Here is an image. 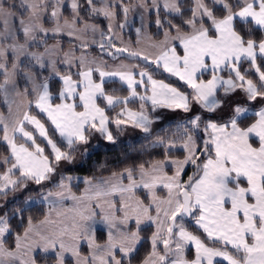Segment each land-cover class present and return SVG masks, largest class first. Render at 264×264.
<instances>
[{
    "label": "snow or ice",
    "instance_id": "snow-or-ice-1",
    "mask_svg": "<svg viewBox=\"0 0 264 264\" xmlns=\"http://www.w3.org/2000/svg\"><path fill=\"white\" fill-rule=\"evenodd\" d=\"M5 2L0 0V75L3 76L0 93L11 113L14 98L25 97L29 92L28 88L22 92L18 90L16 77L23 74L32 85L36 108L47 114L55 130L66 139L70 150L78 143L87 144L88 133L92 131L115 143L116 138L108 127L111 122L117 128L131 123L144 133H151L153 121L143 104L139 112L122 108L118 115L126 113V119L111 121L105 114V108L97 104L98 98H103L108 107L127 105L130 99L107 95L105 77H118L127 85L131 97L137 96L136 86L144 84V78L147 77L151 95L140 96V99L150 100L153 110L166 107L182 109L187 113L191 111V104H196L201 111L179 125L187 138L181 145L187 152L183 159H171L166 155L163 160L140 163L113 172L110 177L102 178L96 184L86 179L90 187L85 190V195L79 197L72 194L69 185L64 183L65 179L72 178H61L58 187L62 190L50 191L42 198L49 200L55 196L60 203L70 198L75 206L70 210V216L58 211L57 220L49 219L50 209L49 216L41 221V224L51 225L48 231L42 232L29 217L23 233H17L14 244L8 246L6 234H10L12 228L8 215H0V264H38L37 253L54 255L55 264H66V253L75 258V264H123V258L135 251L141 239L140 226L145 222L154 223L156 231L151 236L152 251L143 264H214L217 257L228 264H264V105L255 112L250 107L257 100L264 101V71L257 65L258 56L264 57V36L259 41L252 38L254 30L264 34V0H235V3L213 0L224 11L220 18L205 5L204 0H195V7L191 9L192 18L184 21L185 25L191 27V33H182L178 25L169 22L177 34L170 36V32L165 31L164 40L155 45L159 51L154 63L160 65L162 62L167 72L185 81L192 89L191 98L163 81L154 80L144 71L138 73L140 80H136L135 66L129 71L114 72L90 67L84 55L78 58L71 55L73 49L64 53L62 62L70 68L78 60L83 69L77 73L79 79L74 80L71 73L61 75L56 60L52 58L60 46H47L44 40L49 32L58 34L66 30L69 36L81 39L79 34L91 30L100 33L99 47L102 51L112 48L116 52H129V49L117 48L110 35L106 36L97 25L83 21L79 0H72V19L64 18L63 24L60 20L64 0H54L51 17L55 26L51 29L45 28L42 23V15L49 7L47 0H20L19 7L27 13L26 16L13 10L15 4L5 7ZM85 3L90 14H102L109 19L108 33H113L116 27L112 22L116 16L115 6L107 0H103V6L100 7L95 0H85ZM121 6L126 17L130 9L122 5V0ZM152 6L159 8L158 0H152ZM163 7L182 15L180 0H164ZM198 17L201 19L199 27ZM203 17L209 18L211 24L205 26ZM13 20H18V28ZM78 22L82 23V27H76ZM236 22L241 24L240 30ZM156 23L162 26L159 19ZM119 27L122 28L123 24ZM242 32L247 33L248 38ZM18 33L23 34V42ZM172 40L180 42L183 55L178 54L176 46L171 45ZM92 42L97 43L95 40ZM34 45H44V51H33ZM81 47L87 48V41L82 40ZM9 52L12 54L11 67L8 66ZM129 54L150 59L148 54L141 52L132 51ZM242 59L248 60L255 68L259 85L241 74L238 65ZM34 67L50 68L49 77L41 78L39 73L33 71ZM225 69L229 73L227 79L217 74ZM94 72H99V82L93 79ZM204 72H211V78L198 79V74ZM52 76L62 81V87L56 94L60 103L56 104L52 103L53 94L48 83ZM220 89L223 91L220 92ZM237 89L244 93L243 103L232 100ZM28 103L31 105L32 101ZM78 108L82 110L78 111ZM204 112L220 115L217 119L205 120ZM249 115L255 119L244 124ZM26 123L33 125L39 136L47 139L52 159L36 143L33 132L25 130ZM0 124L3 125L2 139L10 149V157H4L2 162L8 163L10 158L14 160L7 172L0 175V181H3L0 191L7 190L9 186L15 189L21 181L26 180L39 185L51 178L56 172V165L62 160L71 162L70 152L62 151L48 138L45 125L28 111H19L11 125L0 114ZM201 130L206 136L202 149L198 148L193 135ZM16 133L30 141L32 148L24 143L17 144ZM158 145L164 146L166 153L175 147L171 141L166 143L163 137L153 141V146ZM197 152L206 157L201 164L197 163L200 159ZM189 163L196 166L197 173L189 177L188 181H182L181 174ZM166 166H174L172 175L165 171ZM14 170L19 172L17 179L11 178L10 174ZM242 181H246V186ZM158 186L167 189L166 199L162 200L156 195ZM140 188L150 193L148 204L136 195V190ZM115 196L119 197L118 201L113 199ZM153 206L155 216L150 214ZM20 211L16 210L17 213ZM197 212L199 215H196ZM97 216L108 230L107 240L103 244L97 243L95 239ZM185 216L193 217L207 239L220 243L222 247L208 246L199 236L186 230L183 223L178 224L177 220ZM130 222L135 223L136 230H129ZM82 240L91 249L90 256L81 255L79 244ZM158 243L163 244L164 254L157 251ZM189 244L195 246L193 260L186 259L184 255V249ZM228 246L235 254L227 251ZM117 251L122 254L121 258H117Z\"/></svg>",
    "mask_w": 264,
    "mask_h": 264
},
{
    "label": "trees",
    "instance_id": "trees-1",
    "mask_svg": "<svg viewBox=\"0 0 264 264\" xmlns=\"http://www.w3.org/2000/svg\"><path fill=\"white\" fill-rule=\"evenodd\" d=\"M10 1V0H9ZM15 1L11 0L10 2ZM131 0H122V2H130ZM230 3H235V0H228ZM79 3L82 5L80 9V16L82 17L83 21H87L90 23L96 24L99 29H101L105 34L108 32V26L106 19L99 15V14H90L88 10V6L85 3V0H79ZM205 5L212 9L214 14L217 17H222L224 15V11L221 6L216 5L213 3V0H204ZM16 5V3H14ZM10 4L5 3V6H9ZM180 7L182 9V15H178L176 13H169L166 11L163 7L157 8L156 11H150L148 13V19L150 23L148 24V31L151 33V36L154 39H159L164 30H168L170 32L174 31V28L170 27V23L174 25H178L180 27L181 31L187 32L189 30V26L184 24V21L187 19L192 18V12L191 9H193V0H180ZM17 11H20V9L17 7L15 8ZM116 17L120 19L121 12L116 7ZM236 10V8H234ZM21 14L25 15L26 12L24 10L20 11ZM62 16H64L67 19H72V15L70 12L69 7L66 5L64 6L62 10ZM159 19L162 22V26L158 27L154 24V20L157 21ZM202 22L205 26L210 25L208 21L202 19ZM197 23H201V19L197 20ZM136 24V20L133 21V25ZM236 27L238 30L241 29V24L239 22H236ZM124 35H127L128 37H133V30L130 27L127 31L123 32ZM242 34L245 35V38H248L247 33L242 32ZM19 35V33H18ZM264 34H262L258 30H254L252 33V38L259 41ZM44 40L46 41V44H48L51 41H58L65 45H71L76 48L80 49H86L91 53L94 54H102V51L97 49V46L95 44H88L87 48H82L81 44L77 43L76 41L72 39H68L66 37L62 36H46L44 37ZM44 45H34L33 48L41 49ZM27 63V61H25ZM138 66L144 67L149 71V74L153 77L159 78L182 92H184L186 95L191 98L192 95V89L182 80H180L178 77L170 75L165 73L163 70H161L159 65H155L154 62L152 65L147 66L143 65L140 62L137 61L136 63ZM257 65L261 68L262 71H264V57L258 56L257 58ZM240 72L242 75H245L246 79H252L255 83L259 85V79H258V73H256L255 68L250 64V62L246 59L241 60V62L238 65ZM33 71L39 73V76L42 77H49V71L47 68L39 70L38 68L34 67ZM42 71V72H40ZM64 71H66L64 69ZM224 72V71H223ZM209 72H204L200 75V77L205 78L207 77ZM0 75V82H1ZM50 91L54 94L59 88V82L55 77H50L48 80ZM105 92L114 95V96H126L127 95V87L123 85L121 82H119L117 79H107L105 80L104 84ZM136 102V103H135ZM242 101L241 103H243ZM264 105V101H261ZM138 104L137 100L130 99L127 103L130 107H136ZM258 104V103H256ZM256 104H252L250 107L257 108L258 106ZM256 105V106H255ZM0 107H3L2 99H1V93H0ZM119 105H116L112 109H107V116L111 120L112 113L115 109H118ZM28 110L36 115L41 122L45 125V128L47 129L48 136L57 144L58 147L61 149L65 148V143L62 141V139L59 137V135L55 132L53 127L50 125L48 120L40 114L37 110L32 108L31 105H29ZM253 112V111H252ZM191 115L190 112H185L183 115L184 117H181L180 119L177 118H170L163 122H161L159 125L154 127L151 130L150 134H144L139 137L130 138V139H116L115 143L112 142H99L96 143L97 145L95 147H92L87 151L84 155H82L78 162L75 164L70 165L69 167L65 168L64 170L58 172L55 174L53 181L47 184L43 190L47 187L49 190L55 189L58 187V184L61 181V178H64L65 174H78L83 175L89 178H96L102 175L111 174L113 172H119L127 167H132L134 165H138L140 163H146L151 162L155 160H161L166 155L167 156H173V157H182L183 156V150L179 147V145L185 140L186 136L184 135L183 129L179 127V125L184 124L185 120L188 119V117ZM204 115V114H203ZM208 118L210 119H217L214 115L208 113ZM255 119L254 116L249 115V118L244 121V124H247ZM112 121V120H111ZM110 125L113 124V122L109 123ZM31 132H33L34 137L36 138V143L39 144L41 147L44 148L45 155H48L50 159H52V153L50 152L49 148L44 144L42 139L37 135L36 132L32 131V129H29ZM2 135V129L0 127V155H8L9 151L7 148V145L1 140ZM196 139V144L198 148L201 145L200 138H202V134L193 133ZM157 137H163L165 142L171 141L174 143L175 147L171 148V150L165 152L164 146H153V141ZM95 144V143H92ZM92 144H89L92 146ZM72 153V152H71ZM204 155H200L199 160H203ZM194 167L193 164L189 163L185 167L181 180H184L187 176V174L190 172V170ZM197 172V170L195 171ZM196 175V173H194ZM194 175V176H195ZM193 177V176H192ZM56 181V182H55ZM81 184L78 183L74 190L75 192H78L80 190ZM41 193V190L39 188L33 189V190H27L23 193L22 196L14 199L9 200L7 202V205L4 208V214L8 215L10 225L12 228V232L10 234H6V244L8 246H11L14 244L15 241V235L17 233H22L24 228L26 227L28 223L29 217L31 218L32 222L37 221L43 217L46 211V205L43 201H38L35 198H32V200L27 201L26 196H39ZM141 197L143 199H146L145 195H143L141 192H139ZM26 195V196H24ZM17 209H20L21 211L19 213L16 212ZM15 213V214H14ZM191 217V216H188ZM185 221L187 222L185 224L186 228L198 235L204 242L210 243L212 245H216L217 243L212 242L206 238L204 233L194 225V223L189 222V218H185ZM129 224V228H130ZM132 227V226H131ZM153 233V226L151 224H146L140 226L139 235L141 239L139 240L136 249L133 253L130 254L129 257L123 258V264H139L150 252L151 250V235ZM95 239L96 241H103L105 239V231L100 228L95 229ZM81 251H85V248L83 244L80 247ZM158 251H162L161 245L157 246ZM190 251V249H189ZM190 253V252H189ZM188 253V254H189ZM187 257H190V254L187 255ZM37 259L38 264H53L55 261L54 255L51 254H43V253H37ZM70 263V259H66V264ZM215 264H225L222 261H216Z\"/></svg>",
    "mask_w": 264,
    "mask_h": 264
},
{
    "label": "rangeland",
    "instance_id": "rangeland-1",
    "mask_svg": "<svg viewBox=\"0 0 264 264\" xmlns=\"http://www.w3.org/2000/svg\"><path fill=\"white\" fill-rule=\"evenodd\" d=\"M11 1V0H10ZM9 0H6L5 3H8L10 5L16 3L17 7L21 10L20 7H19V4H20V0H15V1H12L10 2ZM127 1V0H126ZM48 4H49V7L47 8V11L43 13L42 15V23H43V26L45 28H48V29H51L55 26V21L53 20V18L51 17V11H52V7L51 5L54 3V0H47ZM71 2L72 0H64L63 2V5L61 6V16H62V10L64 8V6H68L69 9H70V12H71V15H72V9H71ZM108 3L110 4H113L115 7H114V10L116 12V7H118V9L120 10L121 12V15H120V19L117 18L115 16L114 20L112 21L113 24L116 25V27L114 28V32L113 33H108L106 34V36H111L112 37V42L116 45L117 48H128L129 49V53L132 52V51H136V52H141L143 54H148L150 56V59L154 62V57L155 55L158 53L159 49L157 47H155V45L159 44L161 41L164 40V33L166 30L163 31V34L162 36L159 38V39H154L152 36H151V33L148 31V24L150 23L149 19H148V13L150 11H156L157 8L156 7H153L152 6V0H131L130 2H122V5L124 6H128L129 7V12L127 13V16L125 17V14L122 10V6H121V0H107ZM95 3L98 7L100 6H103V0H95ZM158 3H159V7H163V4H164V0H158ZM6 7V6H5ZM195 7V0H193V8ZM164 8V7H163ZM165 9V8H164ZM14 11H17L16 9H13ZM166 11H168L167 9H165ZM20 11H17L18 13H20ZM169 12V11H168ZM169 13H172V12H169ZM21 14V13H20ZM27 15V13L25 14V16ZM101 16H103L102 14H99ZM104 17V16H103ZM64 16H62V19L60 20V23L63 24L64 22ZM107 21V26L109 24V19L104 17ZM220 18V17H218ZM204 20L208 21L209 24H211V20L207 17H203ZM71 20V19H69ZM136 20V24L133 25V21ZM197 20H200V18L198 17ZM18 28V20H13L12 21ZM154 24L158 27L156 21L154 20L153 21ZM89 23V22H88ZM91 24V23H89ZM123 24V27H119V25ZM197 24H200V23H197ZM77 28H80L82 27V23H77L76 25ZM132 28L133 30V37L130 38L128 37L127 35H124L123 32L124 31H127L129 28ZM197 27H199V25H197ZM139 29V31H137ZM170 32V31H169ZM182 33H191L192 32V29L191 27H189V30L187 32L185 31H181ZM176 30L170 32V36H176ZM81 36V39H77V38H74L72 36H69L67 34V31H63V32H60L58 34H54L52 32H49L46 36H62V37H66L68 39H72L74 41H76L77 43L81 44L82 40L84 41H87L88 44H95L97 46V49H99L100 51H102L99 47V41H100V38L98 39L97 37L93 36L91 31H87L86 33H82V34H79ZM19 38L21 40V42H23V34L20 33L19 34ZM44 36V37H46ZM95 40L97 41V43H93L92 41ZM179 46V47H182V45L180 44V42L178 40H172L171 41V45H176ZM51 45H55V44H48L47 46H51ZM70 48H75L77 51H73L72 53H75L76 54V58L81 56V51L82 49H78L74 46H69ZM33 51H39V52H43L44 51V48L43 50L41 49H33ZM67 50H70V49H65L64 52L61 54V55H54L55 53H53L54 56H52L53 59L56 60L57 64V69L60 67H67L69 68V66L65 63H63V59H64V53L65 52H69ZM74 50V49H73ZM112 50V48H106V50L102 51V54L105 56H101L102 60L104 59L105 62L102 63V65L100 64L99 68H101V70L105 71V72H114V71H117V70H123V71H127V70H131V67L134 65L135 68H138L136 66V63L137 61H131L129 59H126V58H123V57H119L117 59H111L109 57H107L105 55V52H110ZM82 51H86L88 52V50L86 49H83ZM57 53V52H56ZM179 54V53H178ZM8 56L11 57V59H9V64L8 66L11 67V60H12V54L9 52L8 53ZM100 56V55H99ZM23 59V58H22ZM78 60L74 61L77 62ZM47 62V61H46ZM74 63H73V67H74ZM86 63H88V61L86 60ZM155 65H157L156 63H154ZM67 65V66H66ZM71 66V67H72ZM121 66H124L123 68ZM161 70H163L165 73L167 74H170V75H173L172 73H169L167 72L163 66L159 65ZM70 67V68H71ZM96 68V65L94 66ZM38 68V67H36ZM48 69V71L50 72V68L46 67ZM39 70H41L40 68H38ZM45 69V68H44ZM80 71L83 70L80 68H78ZM77 69V70H78ZM141 71H144L146 73L149 74V71L147 69H144V68H139ZM140 70L138 71V73L140 72ZM60 73H62L61 75H63L64 73L66 74H69L70 73V70H66L64 71L63 70H58ZM42 72V71H40ZM64 72V73H63ZM137 73V72H136ZM135 76V79L136 80H140V76L138 75ZM228 73V70L225 69L224 72L222 73L223 77L229 75L226 74ZM94 75L97 79H99V72H94ZM152 76V75H151ZM175 76V75H174ZM233 76H234V73H233ZM178 77V76H176ZM112 78H117L119 79L118 77H105V80L106 79H112ZM152 78L155 80V77L152 76ZM179 78V77H178ZM145 82L144 84L142 85H139L138 87L140 88H144V87H151L150 83L147 81V77L144 78ZM3 81V76H2V80L1 82ZM21 82V85L23 88H27L28 85L30 82L26 80V78L24 77L23 75V79L20 81ZM62 83V81H60ZM185 82V81H184ZM186 83V82H185ZM126 85V84H125ZM223 90L221 89V92ZM245 97H244V93L242 91H240L239 89H237L235 91V93L232 95V100L233 101H239V102H242L244 101ZM2 100H4L3 98V94H2ZM146 103H144V110L146 111V113L148 114L149 118H152V117H157V113H161L162 112V119L160 121H158L155 125H153L152 129L154 127H156L157 125H159L161 122L167 120V119H170V118H177V119H180L181 117H184L183 115L185 114V112L182 110V109H173L171 112H168V113H164L163 110H160L161 108L160 107H157L155 110H153L152 108V105L148 104L147 101H145ZM136 103V102H135ZM258 103V104H256ZM254 104H256L258 107L257 108H252L251 107V111L255 112L257 110H259V108L263 105L262 102L260 100H257ZM6 105H8L6 103ZM139 105V104H138ZM255 105V106H256ZM140 109H141V104H140ZM82 110V109H81ZM119 109H115L112 113V116H111V120L114 121L115 119L119 118V119H125V117L123 115H118L120 112L118 111ZM159 111V112H158ZM201 109L199 108V105H196V104H191V115L188 117L186 121L190 120L197 112H200ZM0 114H2L1 110H0ZM204 115V119L207 120V119H210L208 118V113L204 112L203 113ZM11 115V114H10ZM10 115L7 113L6 115L3 116L4 120L7 121L9 118H10ZM213 115V114H212ZM220 113H217L214 115V117H219ZM9 123V122H8ZM9 125H11L9 123ZM0 126L3 127L2 124H0ZM109 126V129L112 131L113 133V136L116 138V139H123V140H126V139H130V138H135V137H139V136H142L144 134H142V132L140 133L141 130H137L135 129L136 127H134L131 123H129L128 125H121L119 128H117L116 124L113 122L112 125H108ZM203 128V125H201V129ZM29 129H32V131L36 132L37 135H39L38 131L37 130H34V126L33 125H30V124H25V130L26 131H30ZM196 135L197 134H202V138H200V142H201V145H200V149L203 148V140L206 138L205 134L203 133V131H198V132H195ZM98 135H95V132L92 131V132H89L88 135H89V141L87 144H76L74 145L73 149L70 150L68 147H67V141L65 138H61L62 141L65 143V148L64 149H61L62 151H69L70 152V155L72 157V160L71 162L67 161V160H62L58 165H56V172L53 173L51 175V178L49 180H45L43 181L41 184H36L34 181H31V180H26V181H21V184H18L15 189L12 188V186H9V188L5 191H0V215H4V208L5 206L7 205V202L9 200H14L20 196L23 195V193L27 190H33V189H36V188H39L41 190V193L39 194V196H26V200L29 201V200H32V198H35L37 200H40V198H42L45 194H47L48 192L50 191H53L55 189H51L49 190L47 187L45 188V190H43V188L49 184L50 182L53 181V178L55 176L56 173L64 170L65 168L69 167L70 165L72 164H75L76 162L79 161L80 157L82 155H84L87 151H89L90 148L92 147H95L97 144L96 143H99V142H106L108 143L109 141H107L100 133H96ZM146 134V133H145ZM15 136L18 138V140L21 142V143H24L26 144V146H28L30 149L32 148V145H31V142L30 141H26L24 138L21 137V135L19 133H16ZM3 137V135H2ZM42 141L44 142V144L49 148L50 152L52 153V150H51V146L48 145L47 143V139L44 138V137H41L39 136ZM48 138H50L48 136ZM51 139V138H50ZM3 140V139H2ZM92 143H95V144H92ZM7 144V143H6ZM89 144H92V146H90ZM255 145V143H254ZM8 146V145H7ZM9 148V147H8ZM10 150V149H9ZM72 152V153H71ZM197 155H201L200 152H197ZM6 156H9L10 157V152L8 155H0V175L4 174L7 172L8 168L11 167V164L14 162V160H12L11 158L9 159V162L8 163H3V158L6 157ZM175 158V157H174ZM206 157L204 156V159ZM204 159L201 161V160H198L197 163L198 164H201L203 163ZM197 170L196 166L194 165V167L190 170V172L187 174L186 178L182 181H188L189 180V177H192L194 176L195 174L194 173H197L195 172ZM11 175V178L12 179H17L19 177V172L18 171H13V173L10 174ZM69 176V174H65L64 175V178H67ZM56 182V181H55ZM3 181H0V184H2ZM242 184H244L246 186V181H242ZM22 185H26V187H23ZM143 195H145L146 199H143L144 202H148L149 200V195L147 192H141ZM118 201V200H117ZM46 205V211H47V204L45 203ZM189 218V222L191 223H194V218L193 217H187ZM177 223H183L184 226L185 224L187 223L185 221V218L183 219H178L177 220ZM145 223L141 224L142 225H145ZM130 230L133 231V230H136V225L134 222L130 223ZM51 226V225H49ZM186 227V226H185ZM188 230V229H187ZM191 232V231H189ZM193 233V232H192ZM194 234V233H193ZM205 234V233H204ZM206 236V234H205ZM86 242V241H85ZM84 248H85V251H81L80 248H79V251L82 255H85V253L89 252V246L86 243H82ZM81 244V245H82ZM208 244L210 247H222V245L220 243H217L215 246L210 244V243H206ZM161 245V248H162V251H158L160 254H164V246L162 243H160ZM175 245L173 244V247ZM189 248H191V250H193V252L195 251V249H193V247H191V244L187 245L184 249V255H185V258H188L186 255L191 252V250L189 251ZM227 251H229L230 253L232 254H235L231 248V246H228L227 248ZM68 256V258L70 259V263L68 264H75V258L71 257V255H66ZM118 256L120 257V254L118 253L117 254V258ZM224 260V259H223ZM226 261V260H224ZM227 262V261H226ZM228 263V262H227ZM53 264H55V261L53 262Z\"/></svg>",
    "mask_w": 264,
    "mask_h": 264
},
{
    "label": "crops",
    "instance_id": "crops-1",
    "mask_svg": "<svg viewBox=\"0 0 264 264\" xmlns=\"http://www.w3.org/2000/svg\"><path fill=\"white\" fill-rule=\"evenodd\" d=\"M236 10H238V9H236ZM87 22V21H86ZM78 23H80V22H78ZM88 23V22H87ZM90 23V22H89ZM91 24H94V23H91ZM94 25H96V24H94ZM197 25H199V24H197ZM88 31H91V30H88ZM91 33H92V35L93 36H95V37H97L98 39L100 38V33L99 32H96V33H93L92 31H91ZM20 34V33H19ZM20 37V36H19ZM55 37H58V36H55ZM48 44H59V46H60V49H59V51L57 52V53H55L54 55H61L63 52H64V50L65 49H74V51H77L75 48H70L69 46H71V45H65V44H62L61 42H58V41H51V42H49ZM47 44V45H48ZM176 46V49H177V52L180 54V55H183V48L182 47H179V46H177V44L175 45ZM33 48V47H32ZM44 48V47H43ZM43 48H41L42 50H43ZM33 49H37V48H33ZM40 49V50H41ZM78 49H80V48H78ZM83 50V49H82ZM82 50H80L81 51V55H84L85 57H86V60L88 61V63H87V65L88 66H90V67H93V68H95L94 66L96 65V68H99V66H100V64L102 65V63L103 62H105V60L103 59L102 60V58H101V56L103 57L104 55L103 54H94V53H91V52H86V51H82ZM67 51H69V50H67ZM53 55V56H54ZM71 55H73L74 57H76V54L75 53H72ZM100 55V56H99ZM80 57V56H79ZM105 57V56H104ZM78 58V57H77ZM9 59H11V57H9ZM243 60V59H242ZM209 63H210V61H209ZM161 66H163V63L161 62V64H160ZM67 66V65H66ZM136 66L138 67V68H135V72H137L138 73V71L140 70L139 68H144V67H141V66H138L137 64H136ZM133 67H134V65L131 67V70L133 69ZM79 62L77 61V62H75L74 63V67L72 66L71 68H67V67H59L58 68V70H63V69H65V70H70V73L72 74V77H73V79L75 80V79H79V77H78V75H77V73L80 71L79 69ZM78 69V70H77ZM101 69V68H100ZM145 69V68H144ZM127 71H129V70H127ZM141 71V70H140ZM50 73V72H49ZM64 73V72H63ZM222 73H223V71L222 72H218L217 74L218 75H220V76H222L223 77V75H222ZM62 74V73H61ZM226 74H228V73H226ZM63 75H66V73H64ZM200 75L201 74H198V79H203V80H207V79H210L211 78V72H209V74H208V76L207 77H205V78H202V77H200ZM174 76V75H173ZM54 77V76H53ZM57 80H58V82H59V88H58V90L56 91V92H54V94H53V101H52V103L53 104H56V103H60V100L58 99V98H56V94L59 92V90L61 89V87H62V83L60 82L61 80L58 78V77H55ZM225 79H227L228 77L227 76H225L224 77ZM23 79V74H18L17 75V77H16V80H17V87H18V90H20L21 92L25 89V88H23L22 87V85H21V80ZM93 79L96 81V82H99V79H97L96 77H95V75H94V73H93ZM114 79H117V78H114ZM1 80H2V77H1ZM107 80V79H106ZM119 82H121L119 79H117ZM155 80H157V81H163V80H161V79H159V78H156L155 77ZM165 84H167V85H169V86H171V87H173V88H176L175 86H173V85H171V84H169V83H167V82H165V81H163ZM122 83V82H121ZM123 85H125L124 83H122ZM28 85H30V86H28L27 88L29 89V92H28V94H27V96H25V97H22V98H14L15 99V102L12 104V112L11 113H9V109H8V105H6V103H5V101L4 100H2V104H3V107H0V110H1V112H2V115L4 116V115H6L7 113L10 115V118L7 120V122H9L10 124L12 123V121L15 119V116H16V114L19 112V111H28L29 113H30V115H33V116H36V115H34V114H32L29 110H28V107H29V101H32V103H31V106H32V108H34L35 110H37L40 114H42L47 120H48V122L50 123V125L53 127V129L55 130V128H54V125H52L51 124V121L48 119V117H47V114L46 113H42L38 108H36V106H35V99H36V97H35V94L31 91V87H32V85H31V83H29ZM126 87H127V85H125ZM178 91H180V92H182L181 90H179L178 88H176ZM220 92H221V89L219 90ZM136 92H137V96H135V97H131L130 96V90L127 88V95L126 96H118V97H121V98H123V97H130V99H132V100H137L138 101V104H137V106L136 107H130V106H128V105H124V104H118L119 105V112H121V109L122 108H127V109H129V110H131V111H133V112H139L141 109H140V104H144V103H146L145 101H147L148 102V104H150L151 105V101L150 100H144V101H142L141 99H140V96H143V95H148V96H150L151 95V87H149V88H147V87H144V88H140V87H138V86H136ZM107 95H111V94H109V93H107V92H105ZM184 93V92H183ZM219 94V93H218ZM114 96V95H113ZM1 99H2V93H1ZM129 99V100H130ZM97 104L100 106V107H102V108H105V114L107 115V112H106V110L107 109H112L113 107H108L107 106V104H106V101L105 100H103V98H98L97 99ZM161 109L160 110H163V112L164 113H168V112H171L173 109H169V108H166V107H160ZM78 111H80L81 110V108H78L77 109ZM159 112V111H158ZM162 112L160 113H157L156 115H157V117H152V118H150L152 121H153V123H152V125H151V129H152V127H153V125H155L158 121H160L163 117H162ZM124 117H125V119L127 118V116H126V113L123 115ZM36 118L38 119V120H40L37 116H36ZM41 121V120H40ZM42 123V122H41ZM1 127V129H2V135H3V127L2 126H0ZM109 127V126H108ZM135 129H137L138 131L139 130H141L140 131V133L142 132V134H145L143 131H142V129H139V128H135ZM55 132L59 135V132L57 131V130H55ZM97 132H95V135H98V134H96ZM2 135H1V140H2ZM59 137H61L60 135H59ZM61 138H63V137H61ZM15 139H16V143L17 144H21V142L18 140V138L15 136ZM187 138H185V140H186ZM185 140L179 145V147L183 150V156L182 157H173V156H168L169 158H171V159H183L186 155H187V152H186V150H184L182 147H181V145L185 142ZM3 141V140H2ZM4 142V141H3ZM5 144H6V142H4ZM255 143V142H254ZM7 145V144H6ZM7 148H8V146H7ZM8 151L10 152V150H9V148H8ZM9 154V153H8ZM165 158V157H164ZM163 158V159H164ZM163 159H161V160H163ZM187 166V165H186ZM185 166V167H186ZM185 169V168H184ZM174 166H166V168H165V171L169 174V175H172L173 174V172H174ZM122 171V170H121ZM120 172V171H119ZM183 173V172H182ZM112 174V173H111ZM111 174H107V175H102V176H99V177H96V178H89V177H86V176H83V175H78V174H74V173H71V174H69V176L68 177H71L72 179L71 180H68V179H65L64 180V183H66V184H68L69 185V187H70V190H71V193L72 194H74L75 196H77V197H79V196H82V195H85V190L87 189V188H89L90 186L85 182L86 181V179H90V180H92V183L93 184H96V183H98L102 178H108V177H110L111 176ZM181 176H182V174H181ZM138 178V177H137ZM78 183H80L81 184V186H80V190L78 191V192H75V190H74V188H75V186L78 184ZM125 183H127V181H125ZM62 189H60L59 187H57L55 190H53V191H51V192H57V191H61ZM139 192H147V190H145V189H143V188H140V189H137L136 190V195L140 198V199H142V197H141V195L139 194ZM148 193V192H147ZM45 195H47V194H45ZM44 195V196H45ZM148 195H149V200H148V202H144L145 204H148L149 203V201H150V198H151V195H150V193H148ZM156 195L160 198V199H166L167 198V196H168V191H167V189H165V188H163V187H160V186H158L157 187V189H156ZM113 199H115V200H119V197L118 196H115V197H113ZM143 200V199H142ZM39 201V200H38ZM40 201H43L44 203H46L47 204V211H45V214L43 215V217L41 218V219H39V220H37V221H33V224L34 225H37L38 227H39V229L42 231V232H46V231H48L50 228H51V226H49L48 224H41V221H44V219H45V217L46 216H49V210L50 209H52V212H51V215L49 216V219H51V220H57V219H59L58 217H57V215H56V213L59 211V212H64L66 215H71L72 213H71V209L75 206V202L72 200V199H70V198H66V199H64L63 200V202L62 203H60V202H58L59 201V198L58 197H55V196H53V197H51L49 200H44L43 198H40ZM144 201V200H143ZM165 207H166V205H165ZM97 211H99V210H97ZM152 216H155L156 215V212H155V206H153V209H152V211H151V213H150ZM196 215H199V213L197 212L196 213ZM161 218H163L162 216H161ZM130 223H132V222H130ZM146 224H151L152 226H153V233L156 231V225L154 224V223H152V222H146ZM145 224V225H146ZM196 227H198L196 224H194ZM26 227H27V225H26ZM96 228H100V229H103L104 231H105V239L103 240V241H96L97 243H100V244H103L106 240H107V226L106 225H104L103 223H100L99 222V216H97V223L94 225V229H96ZM186 228V227H185ZM199 228V227H198ZM202 232H203V229H201V228H199ZM130 230V229H129ZM186 230H187V228H186ZM24 231V230H23ZM134 231V230H133ZM189 231V230H188ZM23 233V232H22ZM21 233V234H22ZM152 233V234H153ZM204 233V232H203ZM194 235H196L195 233H194ZM205 235V234H204ZM152 236V235H151ZM198 236V235H197ZM207 238V237H206ZM139 242V241H138ZM138 242H137V244H138ZM82 243H86L84 240H82L81 242H80V244H79V248L81 247V244ZM206 243V242H205ZM137 244H136V246H137ZM160 245V243H158V245L157 246H159ZM209 246V245H208ZM191 247H193V249H195V246L194 245H192L191 244ZM190 250H191V248H189ZM151 251H152V243H151V250H150V252L147 254V256L139 263V264H143V261L144 260H146L148 257H149V255H150V253H151ZM158 251V250H157ZM90 253H91V249H89V252H87V253H85V255H82V256H90ZM119 252L117 251V253L116 254H118ZM120 254V253H119ZM190 254V257H188V258H186V259H188V260H193L194 258H195V251L193 252V250H191V252L189 253ZM189 254H187V255H189ZM66 255H69V254H67L66 253ZM186 255V256H187ZM121 256H122V254H120V257L118 256V258H121ZM67 258H68V256H66ZM216 261H222V262H224L225 264H228L226 261H224L222 258H219V257H217V258H215V260H214V264H215V262Z\"/></svg>",
    "mask_w": 264,
    "mask_h": 264
},
{
    "label": "water",
    "instance_id": "water-1",
    "mask_svg": "<svg viewBox=\"0 0 264 264\" xmlns=\"http://www.w3.org/2000/svg\"><path fill=\"white\" fill-rule=\"evenodd\" d=\"M109 53H112V54H109ZM105 55L111 59H117L119 57H123V58L129 59L131 61L135 60V61H138L141 64L147 65V66H150L153 63V61L151 59H148V60L143 59V56L136 57V56L130 55L129 52H116L115 49H112L110 52H105ZM187 217L188 216H185L183 218H187Z\"/></svg>",
    "mask_w": 264,
    "mask_h": 264
}]
</instances>
